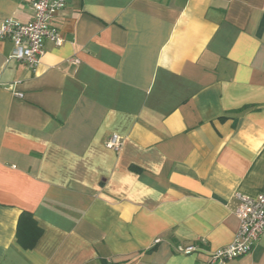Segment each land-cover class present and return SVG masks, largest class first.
I'll use <instances>...</instances> for the list:
<instances>
[{
	"label": "crops",
	"instance_id": "0c3cea01",
	"mask_svg": "<svg viewBox=\"0 0 264 264\" xmlns=\"http://www.w3.org/2000/svg\"><path fill=\"white\" fill-rule=\"evenodd\" d=\"M54 24L35 70L0 39V264H214L264 192V0H66ZM226 264H264V236Z\"/></svg>",
	"mask_w": 264,
	"mask_h": 264
},
{
	"label": "built area",
	"instance_id": "2783aa9c",
	"mask_svg": "<svg viewBox=\"0 0 264 264\" xmlns=\"http://www.w3.org/2000/svg\"><path fill=\"white\" fill-rule=\"evenodd\" d=\"M32 19L22 23L14 18L5 19L0 25V39L10 40L13 50L8 60L15 59L24 63L29 69L35 70L45 51L47 40L56 46L64 43V38L54 24L59 11L66 6V0H30ZM22 97V93H17ZM121 137L113 134L107 140V145L115 150L121 148ZM238 201L234 210L239 220V227L234 241L211 253L210 259L214 264H226L228 261L241 257L250 252L264 236V192L256 196L242 193L236 194ZM205 251L198 243L179 245V254H194Z\"/></svg>",
	"mask_w": 264,
	"mask_h": 264
},
{
	"label": "trees",
	"instance_id": "16d2710c",
	"mask_svg": "<svg viewBox=\"0 0 264 264\" xmlns=\"http://www.w3.org/2000/svg\"><path fill=\"white\" fill-rule=\"evenodd\" d=\"M41 235L42 229L33 219V216L29 213H23L20 217L17 231L19 243L25 248H32Z\"/></svg>",
	"mask_w": 264,
	"mask_h": 264
}]
</instances>
